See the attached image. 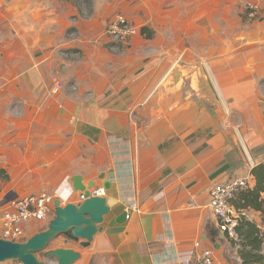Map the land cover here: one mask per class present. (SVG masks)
I'll return each instance as SVG.
<instances>
[{
    "label": "crops",
    "instance_id": "crops-1",
    "mask_svg": "<svg viewBox=\"0 0 264 264\" xmlns=\"http://www.w3.org/2000/svg\"><path fill=\"white\" fill-rule=\"evenodd\" d=\"M85 3L0 0V202L78 203L79 175L110 212L88 246L49 243L80 252L73 264H201L206 249L212 264H260L244 262L247 226L239 240L221 230L210 189L246 175L254 189L264 164V0ZM117 11L137 33L113 51ZM240 194L234 212L264 233V206ZM54 215L27 222V238Z\"/></svg>",
    "mask_w": 264,
    "mask_h": 264
},
{
    "label": "built area",
    "instance_id": "built-area-1",
    "mask_svg": "<svg viewBox=\"0 0 264 264\" xmlns=\"http://www.w3.org/2000/svg\"><path fill=\"white\" fill-rule=\"evenodd\" d=\"M122 2H134L142 0H120ZM249 17H258V6L250 2L246 4ZM105 31L114 43H127L131 36L137 33V28L130 21L129 17L122 11H117L106 22ZM113 49V48H111ZM63 54L68 57L73 53L65 51ZM62 84L57 83V89ZM250 175L235 177L224 183L216 184L210 189V208L220 221L221 230L233 240H239L240 234L237 230L244 211L237 214L231 206V200L249 187ZM90 197L105 196L104 187L90 188ZM86 199L84 193H80L79 202ZM54 197L48 193L32 194L10 202H0V238L12 241H24L27 239L25 224L29 221H43L55 214ZM196 246H200L197 243ZM201 264H212L213 255L211 250L206 249L201 254ZM22 264V263H19Z\"/></svg>",
    "mask_w": 264,
    "mask_h": 264
},
{
    "label": "water",
    "instance_id": "water-1",
    "mask_svg": "<svg viewBox=\"0 0 264 264\" xmlns=\"http://www.w3.org/2000/svg\"><path fill=\"white\" fill-rule=\"evenodd\" d=\"M210 85V84H209ZM211 86V85H210ZM76 191L84 193L86 199L82 202H62L55 199V215L47 227L32 235L25 241H12L0 238V264L16 260L22 264H48V261H57V264H73L81 253L67 247L46 250L49 243L59 235L67 234L75 240H82L83 246H88L103 223L105 215L110 212L107 198L104 196L90 197V188L94 181L83 184L81 176L71 179ZM126 214L122 218H125ZM44 252V259L38 256Z\"/></svg>",
    "mask_w": 264,
    "mask_h": 264
},
{
    "label": "trees",
    "instance_id": "trees-1",
    "mask_svg": "<svg viewBox=\"0 0 264 264\" xmlns=\"http://www.w3.org/2000/svg\"><path fill=\"white\" fill-rule=\"evenodd\" d=\"M253 174L257 179V186L254 189H247L241 192V198L245 204L243 206L255 207L261 209L264 206V201L260 200L261 192L264 191V164H260L255 167ZM247 226V230L250 233L245 239L247 242H243L241 245L243 252L244 262L248 259L257 261V263L264 264V253H259L264 249V233L256 225L247 220L240 221L237 230L240 233L242 227ZM251 247V249H248ZM258 253H255V252ZM252 252V253H250Z\"/></svg>",
    "mask_w": 264,
    "mask_h": 264
},
{
    "label": "rangeland",
    "instance_id": "rangeland-1",
    "mask_svg": "<svg viewBox=\"0 0 264 264\" xmlns=\"http://www.w3.org/2000/svg\"><path fill=\"white\" fill-rule=\"evenodd\" d=\"M79 1V3L81 4V6H83V8L85 9V8H87V5H88V3H85L87 0H78ZM82 3H85V4H82ZM109 20V19H108ZM107 20V21H108ZM75 32V31H74ZM73 31H71L70 32V35L71 36H73L74 37V35H75V33H74ZM67 36H68V33H67ZM118 45V43H116V46ZM110 48H113L112 50L113 51H117L118 50V47H113V46H111ZM69 57H71V56H69ZM72 58V57H71ZM61 83V82H60ZM62 84V83H61ZM7 263H9V261H7V262H4L3 264H7Z\"/></svg>",
    "mask_w": 264,
    "mask_h": 264
},
{
    "label": "clouds",
    "instance_id": "clouds-1",
    "mask_svg": "<svg viewBox=\"0 0 264 264\" xmlns=\"http://www.w3.org/2000/svg\"><path fill=\"white\" fill-rule=\"evenodd\" d=\"M28 239V238H27ZM25 241V240H24ZM20 262H18V264H19Z\"/></svg>",
    "mask_w": 264,
    "mask_h": 264
}]
</instances>
